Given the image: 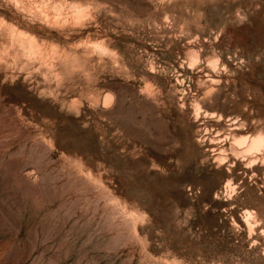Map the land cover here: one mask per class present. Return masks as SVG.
Returning a JSON list of instances; mask_svg holds the SVG:
<instances>
[{
  "label": "rangeland",
  "instance_id": "374dc122",
  "mask_svg": "<svg viewBox=\"0 0 264 264\" xmlns=\"http://www.w3.org/2000/svg\"><path fill=\"white\" fill-rule=\"evenodd\" d=\"M24 1L0 19L44 59L0 28V264H264V0Z\"/></svg>",
  "mask_w": 264,
  "mask_h": 264
},
{
  "label": "bare ground",
  "instance_id": "6f19581e",
  "mask_svg": "<svg viewBox=\"0 0 264 264\" xmlns=\"http://www.w3.org/2000/svg\"><path fill=\"white\" fill-rule=\"evenodd\" d=\"M10 1L13 2L18 7L22 5V1L25 2L24 0H22V1L21 0H10ZM31 1L32 0H30V2ZM28 4H30V3H28ZM23 5L21 6V7H24L23 10L25 8H27V9L30 8V7H25L26 5L25 6H23ZM56 5H54V7H51L47 3L46 4H43V6L40 8V11L39 12L41 13V15L43 17V20H45V21L49 20V15H52V17H50L51 23L53 24L52 27L53 26L54 27H56V26L57 27L58 26H65L68 23V20H67L68 18H63V19L61 18V16H63V14L61 15V13L63 12V11H61V8L63 9V7H60V5L56 7ZM87 9H88V7L86 5L78 4V2L77 3H74L72 5V14H71L72 17L71 18H73L72 20H74V23L75 22H78L77 24H79L80 21L84 20L87 17V15H88L87 14ZM69 10H71V9H69ZM35 13H38V12H34L33 14L35 15ZM46 24H48V23H46ZM1 27L4 28V30H6V32H8L9 41H10L9 44L12 47L16 46V50L18 51V53L21 52V53H23L24 56H26V57H28L30 59H33V58L34 59L39 58V60H43L44 59V56H43V53L44 52H43V50L45 48V45L42 43L43 41L41 42L36 37V35L34 33L25 32L23 30H19L15 26L7 24L3 19H0V28ZM78 43L80 44L81 42H78ZM79 44H77V46ZM89 45H91V43ZM93 46H94V48H96V49H98L100 51H106L107 50V48L105 47L103 41L102 42H100V41L99 42H94L93 43ZM49 48H50L49 49L50 52H52L53 48L52 47H49ZM54 49H56V48H54ZM8 52H9V50H8ZM3 53H6V49L3 51ZM17 56H18V54L15 53V56L14 57H17ZM213 92H214V90L212 88H207L206 89V94L207 95H211V94H213ZM215 92H216V90H215ZM110 101H111V96L110 95H106L104 97V101L103 102H105L107 104Z\"/></svg>",
  "mask_w": 264,
  "mask_h": 264
}]
</instances>
